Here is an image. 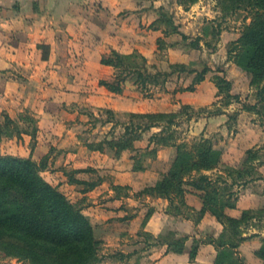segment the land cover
<instances>
[{
    "label": "rangeland",
    "instance_id": "rangeland-1",
    "mask_svg": "<svg viewBox=\"0 0 264 264\" xmlns=\"http://www.w3.org/2000/svg\"><path fill=\"white\" fill-rule=\"evenodd\" d=\"M133 7H139L137 10L140 11L143 49L136 48L126 53L128 57L119 66L112 65L111 75L108 77L105 74L108 78H87L91 90L95 86L96 102L87 106L83 103L82 107L76 108L78 112L67 108L65 116L70 118L72 113L77 119L85 117L86 133L94 134V130L100 128L97 132L105 135L104 139L93 142L91 147L99 150L106 147L115 151V155H120L126 149L132 151L134 167L148 169L150 182L158 175L160 179L156 184L175 170V163L181 152L199 151L201 147L210 146L217 150L219 163L216 166L189 169L179 174L181 181H177L178 177L174 176L176 182L182 183L183 191L177 196L183 199L168 208L175 215L192 214L200 219L207 211H211L202 212L205 205H201L197 197L189 194V190H197L204 199L207 191L215 189L213 192L219 196L215 207L223 209L228 217L239 220L236 230H232V222H228L230 234L220 238L231 244L238 243L233 248L229 247L232 253L226 254L223 251L224 261L231 264L239 258L241 262L248 264L247 257L237 249L238 246L243 241L252 239L248 234L256 232L255 230L264 233V93H261L264 81L253 82L249 72L237 62V53L243 49V34L249 26L264 18V10L257 13L250 8L235 9L231 0H128L120 15H130ZM116 18V13L113 12V24ZM135 19L130 22L139 24L138 19ZM174 24L178 26L179 32L172 31ZM114 51L118 52L115 49L107 50L102 58L114 56ZM181 65L195 71L182 70ZM205 67L209 68L205 78L210 80L202 87L206 103L199 106L183 103L179 92L188 90L193 85L196 87V71ZM141 71L144 72L142 76L139 75ZM220 77L231 81L233 95L219 91L217 81ZM103 80L116 83L122 80V90L112 91L102 84ZM102 85L104 89L101 90L99 86ZM130 99L138 104L136 109L130 108L134 107L128 103L130 101L126 102ZM254 105L259 112L251 108ZM160 113L164 115L159 116ZM110 119L111 125H106V121ZM21 120L24 122L7 118L5 125H0L1 155H13L8 153L13 150L29 152L34 148L37 130L35 117L26 113ZM148 124L155 126L148 128ZM23 133H28L27 141L20 140L24 137ZM134 135H139V138L132 139V146L119 150V141ZM136 139L139 140L137 147ZM55 147L58 148L57 145ZM52 154L54 152L38 158L19 157L32 159L39 164L41 175L74 202L79 196L72 184L76 179L75 173L72 169L63 172L53 170L58 164L65 165L68 157H65V163H61L62 157L54 159ZM151 171H155L153 178ZM203 174L211 179V183L205 187L207 182L200 178ZM197 182L203 187L199 188ZM149 183L134 190L128 184L116 186L108 180V184L102 189L104 192L109 193L107 186L114 187V195L126 197L131 194L132 189L138 203L118 198L111 203L115 212L100 216V221L92 219L91 211L96 210L88 207L95 196L90 198L88 195L80 202H75L91 220L98 240L97 252L91 264H155L151 263L153 259L149 253L142 260H137L135 252L123 253L120 250L123 245L120 233L127 227L123 217L133 216L134 210H137L136 212H141L142 218L145 216L146 222L152 214V200L147 199L153 195ZM81 186L87 190L91 188L88 183ZM245 188L251 189L248 197L243 196ZM238 202L242 206H249L239 217L226 212L227 209L236 207ZM120 207H124L126 211H120ZM108 216L116 217L117 221L106 226L103 219ZM132 228L135 230L139 227L133 225ZM235 231L239 235L232 236L231 232ZM171 232L157 238L147 233L142 237H130L129 240L131 243L142 240L145 246H149L153 242L164 244L168 240L184 237ZM213 237L210 232L204 231L200 237L194 238L188 247L189 259L193 260L201 244L209 242ZM263 245L264 236L245 248V251L254 253L264 264V259L258 253ZM221 247L217 246V257L221 254ZM170 250L168 248L167 252ZM216 259L204 264H216ZM0 264L36 263L24 256L7 255L0 250Z\"/></svg>",
    "mask_w": 264,
    "mask_h": 264
},
{
    "label": "crops",
    "instance_id": "crops-1",
    "mask_svg": "<svg viewBox=\"0 0 264 264\" xmlns=\"http://www.w3.org/2000/svg\"><path fill=\"white\" fill-rule=\"evenodd\" d=\"M127 3L128 0H0V125H5L7 118L23 123L21 118L26 113L35 117L37 125L33 149L29 152L13 150L8 153L38 158L54 152L52 157H62L61 163H65L68 157L65 165L58 164L60 167L53 170L63 172L72 169L75 173L76 179L72 184L79 196L74 202H80L88 195L90 198L95 196L88 203L91 210H96L91 211L94 221H100L103 215L115 212L111 203L118 198L138 203L132 189L131 194L126 197L114 195V187L107 186L109 193L104 192L102 189L106 187L108 180L116 186L128 184L134 190L150 182L148 169L134 167L132 151L131 153L126 149L120 155H115V151L112 152L109 148L99 150L91 147L93 142L104 139L105 135L97 132L100 128L95 129L94 134L86 133L85 117L77 119L72 113L70 118L65 116L67 108L78 112L76 108L96 102L95 86L91 90L86 80L108 78L111 75L112 65L102 62V56L107 50L115 49L126 54L136 48L143 49L140 11L137 10L139 7H133L130 15H120ZM113 12L117 17L115 24ZM135 18L138 19L137 25L130 22ZM209 82V78H205L196 85L197 88L179 92V97L183 103L191 106L202 105L206 103L202 87ZM99 89H104L103 85ZM208 100L209 98L207 103ZM126 102L134 105L130 106L131 109L137 108L138 104L131 99ZM111 123L112 119L105 124ZM23 135L20 140L27 141L28 133ZM138 141L135 143L136 147ZM151 172L153 178L155 171ZM159 179L157 175L148 185L155 186ZM85 183L91 188L87 190L81 186ZM250 192L251 189H243V196H250ZM189 194L197 197L201 205L204 204V199L197 190L190 189ZM147 199L152 200L153 211L146 222L145 216L142 218L141 212L138 213L137 210H134L133 216L121 218L127 226L120 233L123 242L120 250L123 253L135 252L137 260H142L149 253L153 259L151 263L155 264L214 262L218 251L217 239L226 229L216 215L209 211L200 219L192 214L175 215L168 206L183 199L177 195L169 199L153 193ZM248 207L238 202L236 207L229 208L226 212L239 217ZM119 210L126 211L124 207ZM103 221L107 226L117 219L108 216ZM133 225L139 228L134 230ZM170 231L189 237L183 252H167L169 244L164 241V244L153 242L145 246L142 240H135L133 243L129 240L130 237H142L147 233L157 238ZM204 231L210 232L214 239L202 243L197 256L190 260L188 247ZM255 231L248 234L252 239L243 241L237 249L247 257L248 264H263L261 258L245 251V248L264 236V233ZM131 244L134 248H131Z\"/></svg>",
    "mask_w": 264,
    "mask_h": 264
},
{
    "label": "trees",
    "instance_id": "trees-1",
    "mask_svg": "<svg viewBox=\"0 0 264 264\" xmlns=\"http://www.w3.org/2000/svg\"><path fill=\"white\" fill-rule=\"evenodd\" d=\"M231 3L235 9L250 8L257 13L264 10V0H231ZM172 31L180 30L174 24ZM183 36L187 37L185 33ZM241 40L244 44L243 49L237 53V62L249 72L253 82L264 81V18L249 26ZM113 54L115 55L111 57L104 56L102 62L119 66L120 62L128 57L127 54L116 51ZM180 69L195 71L187 69L185 65H181ZM208 71V67L196 71L194 82L199 83L204 80ZM143 74L142 71L139 73L140 76ZM121 81L116 83L103 80L102 84L112 91L120 92ZM217 86L219 91L233 95L232 83L227 78L220 77ZM194 88L193 85L188 89ZM261 93H264V84ZM251 108L259 112L257 106ZM154 115L156 114H151ZM162 115L164 113L159 114ZM153 126L155 124L146 125L148 128ZM134 137L139 138V135L121 139L118 143L119 150L132 146ZM189 151L181 152L176 160L175 170L152 187L153 193L172 199V196L179 195L183 191L182 183L176 182L174 176L178 177L177 181H181L179 174L189 169L212 168L219 163L217 150L212 146L201 147L199 151ZM40 171L41 166L32 159L0 154V250L7 255L24 256L36 264H91L98 243L91 220L77 203L72 202L64 192L47 181ZM200 178L207 182L204 187L211 183L207 174L201 175ZM196 185L199 188L203 187L198 182ZM213 191L206 192L205 207L202 212L210 210L225 224V231L217 239V246H222V251L216 259V264H226L224 253H230L229 247L233 248L238 243L231 244L220 238L230 234L228 222H232V230H236L239 220L228 217L223 209L219 210L215 207L219 196ZM231 233L232 236L239 235L237 231ZM186 239L187 237L184 236L181 239L168 240L169 248L179 252L184 251ZM258 253L264 259V245ZM236 261L231 264H244L239 258Z\"/></svg>",
    "mask_w": 264,
    "mask_h": 264
}]
</instances>
